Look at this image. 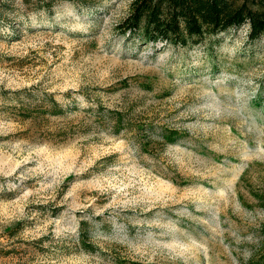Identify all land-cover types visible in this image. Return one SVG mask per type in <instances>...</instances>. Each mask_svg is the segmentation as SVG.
<instances>
[{"label": "rangeland", "instance_id": "374dc122", "mask_svg": "<svg viewBox=\"0 0 264 264\" xmlns=\"http://www.w3.org/2000/svg\"><path fill=\"white\" fill-rule=\"evenodd\" d=\"M131 3L0 0V264H264V36L142 45Z\"/></svg>", "mask_w": 264, "mask_h": 264}, {"label": "trees", "instance_id": "16d2710c", "mask_svg": "<svg viewBox=\"0 0 264 264\" xmlns=\"http://www.w3.org/2000/svg\"><path fill=\"white\" fill-rule=\"evenodd\" d=\"M241 26L248 28L250 42L264 36V0H132L116 31L142 45L188 47ZM177 136L169 129L160 138L172 144Z\"/></svg>", "mask_w": 264, "mask_h": 264}]
</instances>
